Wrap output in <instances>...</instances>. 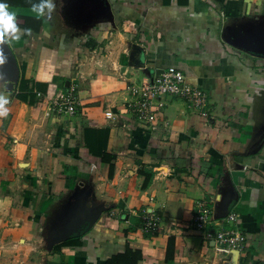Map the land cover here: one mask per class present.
I'll return each instance as SVG.
<instances>
[{"label":"crops","instance_id":"obj_1","mask_svg":"<svg viewBox=\"0 0 264 264\" xmlns=\"http://www.w3.org/2000/svg\"><path fill=\"white\" fill-rule=\"evenodd\" d=\"M9 10L29 32L0 41V264H106L127 249L137 264H264V46L228 34L261 22L264 0H56L41 19L30 0ZM169 67L206 94L207 116L165 97L153 128L138 123L131 90ZM68 90L77 114L48 113ZM200 201L215 221L236 213L242 252L188 226ZM60 203L78 210L47 230ZM145 207L160 218L155 235L139 230Z\"/></svg>","mask_w":264,"mask_h":264},{"label":"built area","instance_id":"obj_2","mask_svg":"<svg viewBox=\"0 0 264 264\" xmlns=\"http://www.w3.org/2000/svg\"><path fill=\"white\" fill-rule=\"evenodd\" d=\"M132 100L128 102V112L134 119L147 127L153 128L155 121V107L161 98L175 97L183 100L187 108L207 116V96L196 87L190 86L184 74L174 67L153 76L149 81L131 90ZM78 99L73 90L59 91L54 99L50 100L49 112L58 115L73 117L77 114ZM113 114L105 112V117L111 119ZM140 218L139 230L149 235H155L160 229V218L150 208H142L137 212ZM211 206L200 201L189 220V227L200 233L206 241H212L227 251L242 252L246 246V236L239 231L234 222L236 213H229L221 221H215Z\"/></svg>","mask_w":264,"mask_h":264},{"label":"rangeland","instance_id":"obj_3","mask_svg":"<svg viewBox=\"0 0 264 264\" xmlns=\"http://www.w3.org/2000/svg\"><path fill=\"white\" fill-rule=\"evenodd\" d=\"M228 34L241 43L242 46L249 48L250 52H257L261 46H264V19L259 23L248 21L231 23ZM56 210L57 212H54L55 215L47 225V230H63L62 223L71 220L78 209L76 204L60 203Z\"/></svg>","mask_w":264,"mask_h":264},{"label":"clouds","instance_id":"obj_4","mask_svg":"<svg viewBox=\"0 0 264 264\" xmlns=\"http://www.w3.org/2000/svg\"><path fill=\"white\" fill-rule=\"evenodd\" d=\"M31 12L37 19L51 18L56 9V0H30ZM28 29H21L16 22V13L9 10L6 0H0V41L7 43L9 41H18L21 35L27 34ZM2 51V49H0ZM4 60L0 56V63ZM9 103L8 97L0 95V118L7 117Z\"/></svg>","mask_w":264,"mask_h":264},{"label":"trees","instance_id":"obj_5","mask_svg":"<svg viewBox=\"0 0 264 264\" xmlns=\"http://www.w3.org/2000/svg\"><path fill=\"white\" fill-rule=\"evenodd\" d=\"M6 3L8 5H14L15 4V0H6ZM36 30H37V28H36ZM150 178H151V176L149 174H147L146 175L145 184L148 183V181L150 180ZM71 238L74 239L75 236H73ZM76 239H78V237ZM66 243H68V242H65V244ZM170 243L172 244V241L171 240H169V251H170ZM60 246H63V245H58L55 248H58ZM140 258H141V254H140L139 251H132L130 249H127L124 254H121V255H117V256L112 257L111 259H109L107 261L106 264H137V262L140 260Z\"/></svg>","mask_w":264,"mask_h":264},{"label":"water","instance_id":"obj_6","mask_svg":"<svg viewBox=\"0 0 264 264\" xmlns=\"http://www.w3.org/2000/svg\"><path fill=\"white\" fill-rule=\"evenodd\" d=\"M94 216L90 217L89 219L86 220L87 224L88 225H91L93 223V220H94Z\"/></svg>","mask_w":264,"mask_h":264}]
</instances>
